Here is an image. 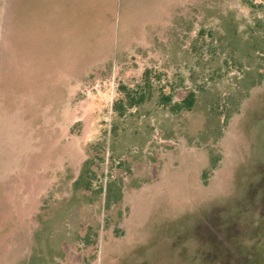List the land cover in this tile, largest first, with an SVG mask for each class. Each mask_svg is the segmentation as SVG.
<instances>
[{"label": "rangeland", "instance_id": "374dc122", "mask_svg": "<svg viewBox=\"0 0 264 264\" xmlns=\"http://www.w3.org/2000/svg\"><path fill=\"white\" fill-rule=\"evenodd\" d=\"M0 264H264V0H0Z\"/></svg>", "mask_w": 264, "mask_h": 264}, {"label": "trees", "instance_id": "16d2710c", "mask_svg": "<svg viewBox=\"0 0 264 264\" xmlns=\"http://www.w3.org/2000/svg\"><path fill=\"white\" fill-rule=\"evenodd\" d=\"M160 80L161 73H155L153 69L147 68L143 73L142 83H139L133 87L124 83L120 84L118 87V92L122 96L114 102L113 110L115 114L119 115L120 117H125L127 113H129L133 108L140 106L152 94L154 82ZM175 96L177 95H175L173 92L170 91L167 93L165 89H162L160 93V103L163 105H170L171 109L174 111H181L191 110L196 102V95L194 91H189L184 96H178L177 98ZM90 163V159L85 161L80 172L81 174H79L80 178H77L74 181L75 189L79 183V189L86 190L88 188L87 185L91 186L93 177L96 176V174L95 170L92 171ZM82 178H84L83 182H81Z\"/></svg>", "mask_w": 264, "mask_h": 264}]
</instances>
